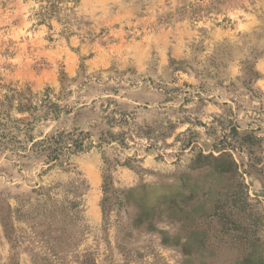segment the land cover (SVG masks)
I'll return each instance as SVG.
<instances>
[{"label": "rangeland", "instance_id": "1", "mask_svg": "<svg viewBox=\"0 0 264 264\" xmlns=\"http://www.w3.org/2000/svg\"><path fill=\"white\" fill-rule=\"evenodd\" d=\"M8 89L0 264H264V0H0Z\"/></svg>", "mask_w": 264, "mask_h": 264}, {"label": "trees", "instance_id": "2", "mask_svg": "<svg viewBox=\"0 0 264 264\" xmlns=\"http://www.w3.org/2000/svg\"><path fill=\"white\" fill-rule=\"evenodd\" d=\"M17 105L20 114L29 113L31 102L25 95L9 90L2 96L0 110V152L8 151L11 155L23 157L30 152L34 157H44L51 165L61 166L68 155L84 151L81 134L57 133L41 140H35L29 133L31 123L22 119H10V110ZM23 154V155H21Z\"/></svg>", "mask_w": 264, "mask_h": 264}]
</instances>
